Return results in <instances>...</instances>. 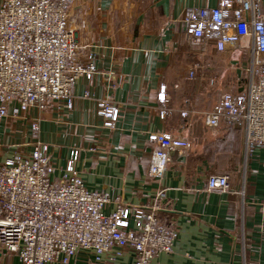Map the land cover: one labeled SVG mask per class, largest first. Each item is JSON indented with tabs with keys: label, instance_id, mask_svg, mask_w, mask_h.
Listing matches in <instances>:
<instances>
[{
	"label": "crops",
	"instance_id": "obj_1",
	"mask_svg": "<svg viewBox=\"0 0 264 264\" xmlns=\"http://www.w3.org/2000/svg\"><path fill=\"white\" fill-rule=\"evenodd\" d=\"M217 4L75 0L69 23L80 43L78 60L88 62L93 54L98 72L76 82L74 105L65 113L23 110L11 102L9 115L0 120V162L17 152L29 153V143L40 138L49 146L57 179L79 149L75 168L86 186L131 204L147 202L160 189L148 178L145 156L153 135L187 136L190 151L175 153L161 186L163 219L178 236L173 251L158 254L150 264H264V148L249 150L243 129L227 125L214 130L205 120L223 92L245 91L252 77L250 50L219 52L214 40L191 39L184 27L192 10ZM110 71L113 80L107 78ZM163 85L167 103L159 99ZM106 98L121 108L114 127L100 112ZM166 106L171 110L161 118ZM185 110L190 117L182 115ZM40 116L37 133L32 122ZM211 173H227L232 191H207ZM114 208L110 204L105 212ZM0 264L21 263L2 255ZM113 264H134V255H117Z\"/></svg>",
	"mask_w": 264,
	"mask_h": 264
},
{
	"label": "built area",
	"instance_id": "obj_2",
	"mask_svg": "<svg viewBox=\"0 0 264 264\" xmlns=\"http://www.w3.org/2000/svg\"><path fill=\"white\" fill-rule=\"evenodd\" d=\"M75 0H0V120L8 105L21 109L64 112L75 102L73 88L83 76L98 72L93 54L78 60L80 43L69 23ZM264 0H218L213 7L194 9L184 17L189 38L214 40L219 52L250 50L251 80L245 91L223 92L205 115L206 126L233 125L244 131L247 149L264 148ZM113 80L115 72H108ZM159 99L167 103L166 85ZM121 108L103 99L100 112L114 127ZM171 108L163 107L165 118ZM184 117H190L183 111ZM42 117L32 122L40 131ZM145 151L148 178L160 184L147 202L131 204L109 193L90 190L75 168L74 149L60 178L49 146L40 138L29 143L27 154L17 152L0 162V251L21 264H113L117 255L133 253L134 264H150L162 252H172L176 228L163 219L166 170L175 153L190 151L183 134L158 132ZM250 152V151H249ZM227 192L233 187L227 173H211L207 191ZM114 204L111 213L105 209ZM133 223V225H131Z\"/></svg>",
	"mask_w": 264,
	"mask_h": 264
},
{
	"label": "water",
	"instance_id": "obj_3",
	"mask_svg": "<svg viewBox=\"0 0 264 264\" xmlns=\"http://www.w3.org/2000/svg\"><path fill=\"white\" fill-rule=\"evenodd\" d=\"M2 257V252L0 251V258Z\"/></svg>",
	"mask_w": 264,
	"mask_h": 264
}]
</instances>
